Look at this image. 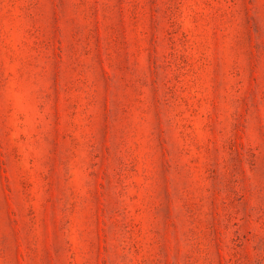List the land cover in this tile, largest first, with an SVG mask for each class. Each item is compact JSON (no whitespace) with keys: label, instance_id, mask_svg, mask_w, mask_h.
<instances>
[{"label":"rangeland","instance_id":"1","mask_svg":"<svg viewBox=\"0 0 264 264\" xmlns=\"http://www.w3.org/2000/svg\"><path fill=\"white\" fill-rule=\"evenodd\" d=\"M0 264H264V0H0Z\"/></svg>","mask_w":264,"mask_h":264}]
</instances>
